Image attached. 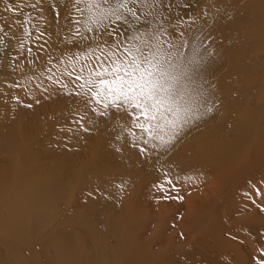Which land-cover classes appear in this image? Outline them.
Returning a JSON list of instances; mask_svg holds the SVG:
<instances>
[{"label":"rangeland","instance_id":"obj_1","mask_svg":"<svg viewBox=\"0 0 264 264\" xmlns=\"http://www.w3.org/2000/svg\"><path fill=\"white\" fill-rule=\"evenodd\" d=\"M203 2L190 0V6L185 8L186 0H175L180 7L174 9V16H181L187 22L200 21L193 22V27L181 24L180 28L186 30L190 39L197 36L207 45L211 36L205 26L207 23L201 22L202 12L195 13ZM68 7L70 0H0V157H13V150L17 156L20 148L24 147L27 153L24 162H30L29 157L35 160L34 172L38 176L34 173V178L36 181L39 179L38 183L50 177L57 179L54 170H58L55 166L57 168L59 163H63L61 173L67 174L63 184L46 201L58 202L53 209L48 212L40 210L42 201L39 198L33 199V211L20 206L19 225L34 228L32 247L25 251L26 255L19 256L20 263L14 259L3 260L5 255L0 256V263L51 264L50 260L55 259L56 264H62L58 263L60 254L53 253L50 240L44 237L45 233L51 232L54 235L65 234L64 243L83 235L86 241L83 248L88 255L86 264H222L224 257H228L230 264H254L256 249L264 246V212L260 210L264 206V196L254 197L252 192V185H256L264 193V186L259 183L264 180V139L239 142L248 150L244 154L247 158L244 162L228 159L229 162L215 163L216 160L209 159L197 163V150L202 148V141L197 139L198 132L215 129L220 121L226 120L228 125L238 124L241 107L237 105L241 102L235 95L241 94V88L249 86L248 75L239 71V82L222 79L225 61L215 60L219 66L209 73L206 70L209 59H205L206 63L192 87L206 91L205 104L212 107L208 115H212L214 120L211 122L207 116L199 122V128H187L173 146L152 150L149 143H144L148 138L139 129L133 131L135 125L125 121L122 112L113 111L101 117L99 109L97 113L92 111L97 108L95 104L86 107L82 97L69 95L80 81L69 80L66 77L68 72L76 69L73 76L83 75L79 68L86 63L84 56L79 55L76 59L73 53L90 45L81 41L73 45L66 21ZM151 11L153 13V9ZM57 12L61 13L60 18ZM147 12L149 10L144 13ZM72 15L81 21L88 18L87 13L81 16L73 12ZM244 17L242 13L239 15L238 26ZM58 19L62 21L59 23ZM29 20L35 25H30ZM224 23L220 17L219 24ZM63 31H69L70 37L65 38ZM81 31L85 30L82 28ZM88 35L94 36L95 33ZM57 41L60 46L67 45L60 50ZM201 42L197 45L198 50L202 48ZM69 54L74 57H67ZM62 57L67 65L59 63ZM228 89L230 96L226 97ZM64 93L65 97H61ZM254 109L255 106L252 107ZM259 111L264 115V110ZM90 120L101 124L109 122L112 126L107 135H103V132H98L105 131L102 126L94 129L88 126ZM122 122L126 124L125 134L121 132ZM85 128L89 131L85 132ZM224 134H228V128L221 133L214 131V136ZM106 138H111L108 145L104 142ZM133 143L147 148V155ZM188 143L198 144V148H188L178 156L177 153ZM83 151L88 155L87 162L90 160L87 164L90 172L78 180V167L71 164H79L78 152ZM167 160L183 167L186 161L190 160V163L179 174L160 171L162 166L156 165ZM116 163L142 172L129 183L124 180L112 182L105 176L90 180V175L97 171H106L114 176L119 171ZM145 171L147 174L141 175ZM51 172L55 175L52 176ZM165 173L179 189L171 190L170 195L182 196L183 199L160 198L156 185L164 183ZM245 193L253 196L254 200ZM79 209H86V214L81 215L77 211ZM108 209L114 217L122 220L123 241L128 242L125 250L106 249L101 245L102 249L93 240L92 235L97 226L100 230L101 225L91 224V227L87 224L98 211L102 215ZM61 213L67 217L61 218ZM242 228H247L254 239L241 235L244 243L234 242L230 235L235 236ZM108 242L116 245L114 233L109 235Z\"/></svg>","mask_w":264,"mask_h":264},{"label":"bare ground","instance_id":"obj_2","mask_svg":"<svg viewBox=\"0 0 264 264\" xmlns=\"http://www.w3.org/2000/svg\"><path fill=\"white\" fill-rule=\"evenodd\" d=\"M202 1L203 0H201V2ZM147 10L149 9L145 8L144 12H146ZM196 10V14L202 12L201 14L203 15V18L201 22L207 23L206 25H204L208 27V33L211 34V36L207 41V45L203 44L204 47H202L200 50H198L197 45L201 41L198 40L197 36H193V40L190 39L192 43L188 50V55L191 56L199 51V53L204 56V59H209V63L206 66V70L209 73H211L215 68L219 66V64H216L215 60H224V71H222L221 75L222 79L239 82L241 79L240 72L242 71L244 74L248 75L247 83L249 84L247 88H241L243 89L241 94L237 93L235 95V98L237 97V99L241 102L237 105L241 107L238 124L233 122L232 124L228 125V121L225 120L218 122L215 127V129L217 131L219 130L220 133L222 132V130H226V128H228V134H224V136H214L215 129L212 128L204 129V133L198 132L199 129L197 130V139L202 141V144L200 145L202 148H199L197 150V163L199 164L204 160L209 159L216 160L214 161L215 163L229 162L228 159L236 162H244V160L247 159L246 157H244V154L248 150L246 149L245 145L240 144L239 142H260V140L262 141L264 139V115H262V113H260L259 111L264 110V0H204L203 4H201V6H199ZM8 12L12 13L10 10H8ZM241 13L244 14L245 17L238 26L237 19ZM60 14L58 18H60ZM144 14L148 15V12ZM175 14V10L173 11L172 9H168L164 11L162 6L157 9H153V13L151 16L152 23L154 26L158 23H163L164 27L167 28L170 21L171 23L176 22V17L174 16ZM220 17L225 20L224 24H219ZM29 21L28 23L30 25H35L34 22ZM61 21L62 19H58L59 23ZM185 22L186 23L183 24H185L186 26L190 24V27H193V22L196 24L200 21L195 22L194 20H191ZM196 27H199V25ZM82 28L83 27H81V29ZM65 30L66 28L64 29V31ZM83 30L85 29L83 28ZM64 31V34L62 35L65 36V38H67L66 36L70 37L69 34L71 33H68L69 31ZM199 32L200 30L197 33ZM59 43L57 45L60 50L67 45L65 43L64 45L61 44L62 46H60ZM67 57L71 58L74 56L69 54L67 55ZM77 58L79 57L77 56L76 59ZM65 61V58L62 57L59 63L67 65ZM65 69L66 68H64L63 70ZM66 77L71 81H75V76ZM206 79L207 78H205L204 81H206ZM195 90L199 93V96L196 97L193 103L198 104V106L206 105L205 102L208 96L206 91H202L199 89ZM225 93L226 97L230 96L229 89L228 93L226 91ZM65 94L66 93H64L61 97H65ZM254 106L256 107V109L252 110V107ZM200 111L203 112L204 109L200 107ZM208 114L209 113L204 115L203 119L208 116V118H210L212 122L214 120V117ZM123 118L128 122L127 117L123 116ZM201 120L194 123L192 126H190L189 129H193V127L196 129L199 128V122ZM122 124L123 126L121 132L125 134L127 130L125 129L124 125L126 124H124L123 122ZM88 126H90L92 129H94V127L96 126H102L105 131L99 130L98 132H103V135H107V131L110 130L112 124H110L109 122H103L101 124L97 121L90 120ZM133 131L137 132L138 129L135 127ZM165 139H167V136H165ZM109 140H111V138H106V141L104 142L108 145L107 141ZM149 144L150 149L152 150L162 149L159 146L158 141H150ZM153 145L156 146L154 147ZM194 147L198 148V144L188 143L187 147L178 152L177 155L180 156L183 151H188V148ZM14 151L15 150H13V153H11L13 157H11L10 155L9 157L7 156V158L0 157V256H6V258L3 257V260L14 259L15 262L18 261V263H20L19 256L21 254H27L25 251L28 248L32 247V239L34 238V228L25 225H19L22 215L20 212V206L22 205L25 209L31 208V211H33V208L31 206L33 203V199L39 198L42 201L39 206L40 210H47L48 212V210L53 209L58 202L46 201L51 196H53L52 194H54L55 191L59 188L58 186H61L63 184V182L65 181V176L67 174L61 173L60 168H62L63 163H59L57 168L55 166V169L58 170H54V173L57 175V179L55 177V179H52V177H50L48 180H45L43 182H41L40 180V182L38 183L39 179L38 181H36L34 178V173H36L34 171L36 170H34L35 160H33V157L31 158L28 156L30 158V162L27 161L25 163V148H20V153L17 156H15L16 153ZM194 153H196V151H194ZM78 156H80L81 159L79 164L72 162L71 166L78 167V169L76 168V172H78L79 177L76 178L78 180H81L90 172V169L87 166L90 160L87 162L88 155L84 154V151L83 153L78 152ZM134 160L135 159H133V162ZM185 163L186 165L183 167L180 163L175 164L174 161L167 160L161 164L158 163L156 167L162 166L160 171H175L178 172L177 174H179V172L189 167L190 160L186 161ZM116 164V169L119 168V171L114 176H111L106 171H97L96 173L94 172L90 175V180L100 179L101 177L105 176L112 182L124 180L125 183H129L132 178L137 177L142 172H136L134 169H130V167H128L126 164ZM55 174H52L51 172L52 176ZM145 174H147V171H145L141 175ZM5 179L10 180L6 183L5 181L2 182ZM77 211L81 215L86 214V209H79ZM63 217L67 216L61 213V218ZM121 223L122 220L114 217L110 212V209H108L107 213L104 212V214L102 213V215L98 211L93 220L87 225H101L100 230H98L97 226V230L92 235L93 240L96 243L100 244V248L110 249L111 247H113L117 250H125V248H127L128 242L123 241V224ZM111 233H114L116 237V245L108 244L109 235ZM11 236H13V240H11ZM44 237L50 240L51 246L53 248V253L60 254L58 263H87L86 260L88 255L83 248V246L86 244L83 235L75 237L69 243H64L66 237L65 234L54 235L51 232H47L44 234ZM20 241L22 243H26L27 245L24 243L21 245ZM50 263L56 264V260H50Z\"/></svg>","mask_w":264,"mask_h":264},{"label":"snow or ice","instance_id":"obj_3","mask_svg":"<svg viewBox=\"0 0 264 264\" xmlns=\"http://www.w3.org/2000/svg\"><path fill=\"white\" fill-rule=\"evenodd\" d=\"M161 6L173 11L180 7L175 0H70L66 21L72 43L76 46L81 41L90 46L73 53L84 56L86 63L80 65L83 75H75L80 83L69 95L82 97L86 107L95 104L97 108L92 111L97 113L99 109L101 117L122 112L148 138L145 144L158 141L161 148H167L212 107L193 103L199 93L192 85L206 63L204 56L199 51L188 55L192 41L180 28L186 23L183 17L177 16L167 28L163 23L153 25L151 10ZM188 6L190 0H186L185 8ZM145 8L149 9L148 15L144 14ZM73 12L81 16L87 13L88 18L81 21ZM92 33L95 35H88ZM200 47H204L203 42ZM76 71L73 69L68 75L71 77ZM133 146L147 155V148L135 143ZM259 183L264 186V180ZM156 188L162 199H183L170 195L171 190L179 189L167 173L164 183ZM252 192L254 197L264 196L256 185H252ZM245 195L254 200L248 193ZM260 210L264 212V206ZM241 235L254 239L247 228L230 238L244 243ZM256 253L254 264H264V246L257 248ZM222 264H230L228 257L223 258Z\"/></svg>","mask_w":264,"mask_h":264}]
</instances>
